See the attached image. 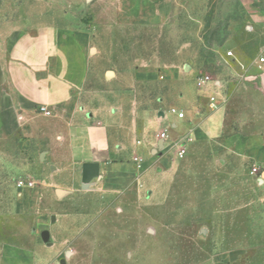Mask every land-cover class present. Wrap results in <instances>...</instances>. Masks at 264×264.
I'll use <instances>...</instances> for the list:
<instances>
[{
    "label": "rangeland",
    "instance_id": "374dc122",
    "mask_svg": "<svg viewBox=\"0 0 264 264\" xmlns=\"http://www.w3.org/2000/svg\"><path fill=\"white\" fill-rule=\"evenodd\" d=\"M64 14L101 36L84 96L121 93L123 120L149 122L158 142L172 130L160 113L185 110L190 121L193 78L230 72L217 56L232 51L245 65L258 56L261 39L250 23L264 16V0H0V68L19 34ZM196 96L204 115L209 100ZM21 111L0 115V264L14 250L26 254L21 264H264V165L189 137L183 158L147 149L149 174L130 191L113 195L101 181L83 190L81 181L53 177L36 138L57 136L53 113ZM141 131L138 144L147 142ZM135 157L141 168L144 157Z\"/></svg>",
    "mask_w": 264,
    "mask_h": 264
},
{
    "label": "crops",
    "instance_id": "0c3cea01",
    "mask_svg": "<svg viewBox=\"0 0 264 264\" xmlns=\"http://www.w3.org/2000/svg\"><path fill=\"white\" fill-rule=\"evenodd\" d=\"M62 17L59 21L45 17L19 34L5 65L0 68L1 116L3 112L18 109L22 113L45 109L59 122L56 137L51 135L49 139H43L38 136L43 128L36 131L38 142L47 150L46 162H50L48 166L54 178L59 175L61 182L81 181L82 186L83 165L99 164V177L87 190L101 181L107 185L109 193L121 195L147 178L152 166L150 159L145 158L147 149L151 154L161 156L168 154L171 142L189 137L195 142L205 139L216 142L218 147L237 150L257 165H264V64H259V59L264 58V16H253L250 23L261 39L258 56L245 65L235 55L244 69L230 60V67L223 64L230 72L226 70L214 75L215 84L203 89L197 87L193 78V98L197 99L198 93L209 100L203 106L204 115L197 111L194 99L190 121L185 119V110L180 111L184 113L182 119L170 111L159 114L162 123H171L172 130L168 135L172 141L169 143L153 142L148 132L149 122L139 124L135 119V125L131 127L123 120L121 93L102 91L94 96H84L93 69V52L100 44L101 36L73 23L68 14ZM219 48L215 50L217 54L223 49ZM219 59L218 63H223L222 57L217 56ZM109 73L116 77L114 72ZM5 83L19 100L20 108L12 105L2 87ZM211 97H216L215 106L211 104ZM187 108L183 106V109ZM141 117L147 116L142 114ZM50 123L51 130L54 128L52 118ZM141 128L147 142L138 144L137 141L142 140L139 138ZM1 131H4L3 126ZM135 156L144 157L141 168L133 162ZM23 205L26 207L25 202ZM38 222L45 223L42 215ZM55 222L51 219L52 224ZM46 246H52V237L51 245ZM26 257L22 251H8L3 263L21 264Z\"/></svg>",
    "mask_w": 264,
    "mask_h": 264
},
{
    "label": "built area",
    "instance_id": "2783aa9c",
    "mask_svg": "<svg viewBox=\"0 0 264 264\" xmlns=\"http://www.w3.org/2000/svg\"><path fill=\"white\" fill-rule=\"evenodd\" d=\"M222 60H223V64L227 67L231 66L230 60H234L235 62H237L243 69L244 66L236 59V57L234 56L232 51H227L225 53V55H221ZM259 64H264V58H260L259 59ZM196 85L199 89H203L205 88L207 85L209 84H215V80L213 79L212 76H210L207 73H200L196 79H195ZM216 101V97H211V104L212 106H215L214 103ZM172 114H175L178 116V118L182 119L184 118V113L183 112H178L176 109H172L170 111ZM159 141L163 142V143H169L170 142V138L169 135L167 134V132H163L159 135ZM189 139L184 138L178 141H174L171 142L170 146H169V150L172 151V153L174 152V150L176 151V155L180 158H183L186 154V147H187V143H188ZM135 162H140L141 160L137 157L134 158ZM253 173H257V168L255 167L253 169Z\"/></svg>",
    "mask_w": 264,
    "mask_h": 264
},
{
    "label": "water",
    "instance_id": "95a60500",
    "mask_svg": "<svg viewBox=\"0 0 264 264\" xmlns=\"http://www.w3.org/2000/svg\"><path fill=\"white\" fill-rule=\"evenodd\" d=\"M111 75V73H109ZM99 164L86 163L83 165L82 171V189L87 190L92 182L99 177ZM52 222H55V217H52ZM41 238L46 245H51L50 232L45 230L41 233ZM60 264H67L66 260H61Z\"/></svg>",
    "mask_w": 264,
    "mask_h": 264
}]
</instances>
